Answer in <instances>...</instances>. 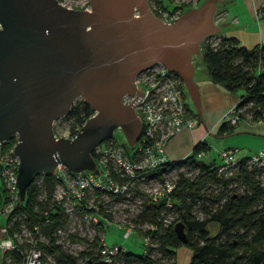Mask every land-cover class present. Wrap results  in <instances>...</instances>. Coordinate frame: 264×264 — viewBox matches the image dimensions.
<instances>
[{
  "label": "water",
  "instance_id": "1",
  "mask_svg": "<svg viewBox=\"0 0 264 264\" xmlns=\"http://www.w3.org/2000/svg\"><path fill=\"white\" fill-rule=\"evenodd\" d=\"M216 4L202 0L169 21L149 0H89V7L0 0V142L17 133L19 197L36 173L58 161L93 167L92 148L116 126L132 143L141 128L134 102L143 91L129 102L122 97L135 91V75L157 61L179 74L201 115L192 55L219 27ZM78 95L94 111L73 135H56L53 120ZM174 227L185 241L184 223L176 220Z\"/></svg>",
  "mask_w": 264,
  "mask_h": 264
},
{
  "label": "built area",
  "instance_id": "2",
  "mask_svg": "<svg viewBox=\"0 0 264 264\" xmlns=\"http://www.w3.org/2000/svg\"><path fill=\"white\" fill-rule=\"evenodd\" d=\"M179 8V2L172 10L161 4L159 9L163 14L159 16L173 20L180 14ZM221 16L218 11L216 18ZM255 16L264 18L263 5L255 10ZM134 82L135 91L122 97L124 102H129L138 89L143 91L134 102L141 128L137 138L128 142L130 149L111 135L92 148L93 167L71 169L58 161L51 171L36 173L31 179L36 187L32 208L40 219L30 225L25 220L24 198L19 197L15 183L19 162L14 151L17 133L7 145L1 146L3 141L0 142V190L4 192V196L0 195V213L4 217L0 224V264H60L54 254L42 246L51 238L63 248L64 244L79 246H73L76 247L74 252L64 248L74 254L80 250L88 252L78 254L76 264H90L97 256L110 260L119 250H126L117 241H106V230L110 227L119 229L124 237L141 232L147 246V229L153 225L147 220H138L139 214L149 202L174 201L170 192L176 178L168 172L175 166H171L165 143L178 129L191 127L198 113L186 99L189 93L179 74L162 61L139 71ZM240 111L241 107L236 108L234 104L225 110V117L235 123L241 117ZM220 154L222 158L216 162V167L221 172L240 158L232 148H225ZM247 162L250 166H263L264 149L247 155ZM46 174L50 178L49 185L45 181ZM51 210L62 212L65 217L45 229ZM167 215L163 216L164 221L170 220Z\"/></svg>",
  "mask_w": 264,
  "mask_h": 264
},
{
  "label": "trees",
  "instance_id": "3",
  "mask_svg": "<svg viewBox=\"0 0 264 264\" xmlns=\"http://www.w3.org/2000/svg\"><path fill=\"white\" fill-rule=\"evenodd\" d=\"M184 8H188V5ZM200 50L209 78L225 89L239 91L236 108L245 105L252 120L263 119L264 42L247 47L233 35L213 32L203 38ZM93 111L92 106L82 98L71 103L65 114L70 118V135ZM240 115L245 117L241 111ZM233 124L225 117L216 130L228 132ZM9 138L1 146L7 145L13 136ZM208 147L207 142L200 140L194 144L192 152L172 160L171 166H196V174L188 177L178 173L175 187L170 192L176 200L172 203L149 202L145 204L143 213L139 214L138 220H147L153 225L147 229L152 244L146 251L119 250L110 260L97 256L91 259L90 264H117L119 260L126 264L133 261L136 264H158L162 257L174 255L175 248L182 244L191 250L187 264H264V183L259 177L264 172V165L250 166L247 155H243L235 164L234 171L226 174L218 171L214 158L208 162L197 156L198 152L206 151ZM45 181L50 184L48 174ZM3 194L0 190V195ZM35 194L36 187L30 181L22 201L26 210L25 220L29 225L40 219L32 208ZM196 203L200 205L202 214L193 211ZM169 211L174 215L164 221L163 216ZM50 212V222L44 224L45 229L65 217L62 212ZM176 220L184 223L185 241L177 235L174 227ZM42 246L53 253L60 264H76L78 254L88 253L86 250H80L78 254L69 252L53 238L48 243H42ZM154 250L156 255L152 253Z\"/></svg>",
  "mask_w": 264,
  "mask_h": 264
},
{
  "label": "rangeland",
  "instance_id": "4",
  "mask_svg": "<svg viewBox=\"0 0 264 264\" xmlns=\"http://www.w3.org/2000/svg\"><path fill=\"white\" fill-rule=\"evenodd\" d=\"M60 1H62L63 3L67 5L73 6V7H85L87 5L89 6L88 0H60ZM198 1L199 0H149V4L151 5L150 7H152V9L155 11L156 14L162 15L163 13L159 9V6H161V4L164 7H166V9L172 10L179 2V5L180 3L184 5L183 7L180 5V8H179L180 10H178V13L179 12L181 13L182 11L187 9V8H184L185 5H188V8L191 6H196L198 4ZM201 1L202 0H200V2ZM250 2H251L250 5H252L254 0H250ZM262 2H264V0ZM217 3L219 7H222V6L225 7V9L227 10L225 11L226 15L233 14L237 11H239V13L244 14V16L246 14H249V12L251 13V8L249 7L250 5L248 4L247 0H217ZM251 17L253 20H255L254 16H252V13H251ZM193 54H194L193 55L194 63L196 65V71H195L196 72L195 78H196L197 75H200L202 73L204 74L205 69H204V63L202 60V55L199 49ZM225 90L227 91L228 103H232L235 97L238 96L239 91L237 90L233 91V90H228V89H225ZM81 98H82L81 95H78L74 98L72 102H77ZM186 99L188 100L191 108L195 110V104L189 94L187 95ZM223 99L224 100L227 99L226 95L223 97ZM200 106H201V101H200ZM244 106L245 105L241 106V112L243 116L245 117H240L237 120V122L233 124V128L231 130L219 136L215 135L216 126L215 127L212 126L209 129V131H207V137H208L207 139H209L211 147L206 152H203L202 154H200L202 158L208 160L209 162L212 159L210 157H214V159L217 162H220L222 158L220 154V150L223 148H232L235 152V155L239 157L243 155H251L252 153H254L260 148L264 149V118L260 120L259 119L252 120L250 117V113L245 110ZM69 126H70V118L65 116V114L55 118L52 122V128L56 135H60V134L70 135ZM113 136L119 142L124 143V145L128 149H130L131 146L127 142L126 136L123 130L121 129V127L116 126L114 128ZM234 169H235V165H230L226 167L224 171L222 170V172L229 174V173H232ZM180 172L185 176L192 177L196 174L197 167L192 164H182L178 167L175 166L171 168L170 172H168V175L174 176V178H177L178 173ZM259 177L261 178V181L264 183V172L259 174ZM231 184H234L236 186L235 182H232ZM173 200H176V199L175 198L171 199V201ZM193 211L196 212L197 214H202V209L198 203L193 205ZM167 214L169 218H171L174 215V213L173 212L171 213V211H169ZM3 221H4V217L0 213V224ZM212 226L214 227V225H211V227ZM142 227L143 226L140 225L141 229ZM105 239L108 243H111L112 241H117L122 244L124 249L132 250L137 253L142 252L145 249V247H146L145 249L146 251L147 248L150 246V244H152V241L149 240L146 246V243L144 242V237L139 231H136L135 234L132 233L128 235L127 237H124L121 231L115 227L107 228ZM73 246H77V245L64 244V248H66L67 250H73V249L75 250L76 247H73ZM77 247L79 248V246ZM175 250L176 251L174 255H172L171 257H165V258L162 257L158 261V264H187L190 254H191L190 248L182 244V245L177 246ZM152 253H154L155 255L157 254L155 250ZM117 264H126V263L119 260ZM128 264H136V263L133 261Z\"/></svg>",
  "mask_w": 264,
  "mask_h": 264
},
{
  "label": "crops",
  "instance_id": "5",
  "mask_svg": "<svg viewBox=\"0 0 264 264\" xmlns=\"http://www.w3.org/2000/svg\"><path fill=\"white\" fill-rule=\"evenodd\" d=\"M262 1L263 0H254L252 5H250V0H247L248 4L250 5L249 7L251 8L252 16H254L255 20L252 19L250 12L245 16L244 14L239 13V11L233 14L226 15L225 11L227 10L225 9V7H219L217 3L215 5V10L213 13V20L219 26L216 32H220L226 35H233L237 37L241 44L247 47H251L255 44L264 42V18L262 16H255V10L260 5L264 4V2ZM218 11L222 13V16L216 18V13ZM199 51L201 52L200 47ZM193 55L192 77L197 84L201 101L202 114H198L197 121L191 127H182L169 136L168 140L165 143V150L168 158H170L171 160L180 159L192 152L194 144L200 140H204L205 142H207V144L209 145L207 150H209L211 144L209 142V139H207V131L212 126H216L217 129L218 123L226 116L225 108L233 106V104H235V100L237 101V99L239 98L238 95L235 97L232 103H228V96L225 88L220 84L212 81L206 71L204 72V74L202 73L200 75H197V77L195 78L196 65L194 63ZM225 95L227 97L226 100L223 99ZM224 133L226 132H217L216 130L215 135L219 136ZM206 151L198 152L197 156L201 157L200 154Z\"/></svg>",
  "mask_w": 264,
  "mask_h": 264
}]
</instances>
